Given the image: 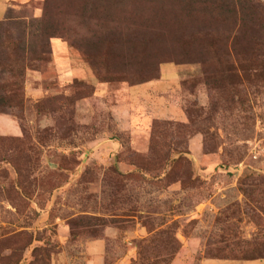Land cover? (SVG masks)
I'll use <instances>...</instances> for the list:
<instances>
[{
	"label": "rangeland",
	"instance_id": "rangeland-1",
	"mask_svg": "<svg viewBox=\"0 0 264 264\" xmlns=\"http://www.w3.org/2000/svg\"><path fill=\"white\" fill-rule=\"evenodd\" d=\"M175 1L0 0V264H264V33Z\"/></svg>",
	"mask_w": 264,
	"mask_h": 264
},
{
	"label": "trees",
	"instance_id": "trees-1",
	"mask_svg": "<svg viewBox=\"0 0 264 264\" xmlns=\"http://www.w3.org/2000/svg\"><path fill=\"white\" fill-rule=\"evenodd\" d=\"M174 3H176L177 7L183 11L181 18L183 16L186 18H190L193 15H204L206 17L208 16L215 17L217 18L218 22L220 21V25L218 26L219 30L223 29V27H226L228 25L229 20H233L232 23L234 24H232L230 28L229 27L227 28L225 32V36L223 37V39L219 40V43L221 44L222 47L217 48L219 52L223 53L224 57L226 58L229 57L227 46H232L233 49H235V46H237L241 50V54L243 56L257 57L256 52L261 47L258 44L260 40L259 36L262 37V33H264V7L261 4L256 3L255 0H176ZM22 22L23 23L21 24V26L22 25L25 26L23 30L25 39H24V44H22V46L26 45V35H29L30 37H37V36L39 37L41 34H43L40 31V29L38 30L33 29L32 26L29 25V23H27L25 20H22ZM46 24L48 26L52 25L49 22ZM1 26H5V24H0V27ZM53 27L55 28L58 26H53ZM134 27L135 26H127L126 30L131 31L132 28ZM212 27L216 28L217 26L214 25ZM12 28L15 31L18 30V27L16 24ZM139 28L142 29V27H139ZM234 31H236L237 35L244 34L243 32L250 31L251 33L253 32L255 35H258V37L254 38V36L252 35V37L248 41L241 42L239 40L237 41L236 37L232 38ZM97 32L98 30L94 33H97ZM98 37L99 35L96 37H93V39H97ZM252 42L255 44V47H254L255 51H253L252 48L250 47ZM11 43H12L11 41L7 42L6 49H9V50L12 49ZM4 45H5V42H3V44H0V47H4ZM45 45H46V42L42 44L41 46L36 47V55L38 56L39 59H41L39 56L40 48L42 52L44 49L45 51L44 53H47L46 49L44 48ZM18 49L20 50L21 48L19 47ZM212 54L213 53H210L209 51L205 49V51L199 57V60H198L199 63L207 62L208 58L212 57ZM6 55L7 54H5L0 48V64L9 68L11 64L8 62L9 58ZM24 59L25 58L23 57V61ZM91 59H94V58L91 57ZM95 60L96 58L94 59V61ZM233 71H234V68L232 72ZM254 246L256 247V249L261 250L264 248V243L255 242Z\"/></svg>",
	"mask_w": 264,
	"mask_h": 264
},
{
	"label": "crops",
	"instance_id": "crops-1",
	"mask_svg": "<svg viewBox=\"0 0 264 264\" xmlns=\"http://www.w3.org/2000/svg\"><path fill=\"white\" fill-rule=\"evenodd\" d=\"M207 261H217V260H207V259H205V260H203L200 264H206Z\"/></svg>",
	"mask_w": 264,
	"mask_h": 264
}]
</instances>
